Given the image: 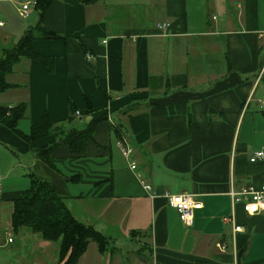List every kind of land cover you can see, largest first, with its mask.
<instances>
[{"label": "crops", "instance_id": "0c3cea01", "mask_svg": "<svg viewBox=\"0 0 264 264\" xmlns=\"http://www.w3.org/2000/svg\"><path fill=\"white\" fill-rule=\"evenodd\" d=\"M24 2L0 0V50L41 20L32 48L53 58V70L18 60L6 78L15 86L0 93V106L27 104L17 122L23 133L46 111L60 122L86 101L96 110L74 120L83 127L99 121L82 154L59 144L54 167L4 125L0 144L20 157L17 176L29 164L77 219L111 238L112 251L89 243L77 264H131L128 253L136 264H264V212L247 215L240 204L232 210L229 195L264 181V159L250 161L264 145V0H50L42 17L34 4L22 18ZM120 140L131 146L149 191ZM25 189L1 185L0 199L10 202ZM181 192L202 203L191 227L164 197ZM232 213L241 232L223 221ZM110 227L146 241L118 249Z\"/></svg>", "mask_w": 264, "mask_h": 264}, {"label": "trees", "instance_id": "16d2710c", "mask_svg": "<svg viewBox=\"0 0 264 264\" xmlns=\"http://www.w3.org/2000/svg\"><path fill=\"white\" fill-rule=\"evenodd\" d=\"M49 1L35 0V7L41 17ZM39 29H41V20L36 26L28 29L18 42L9 48L0 50V93L15 86L9 83L6 78L12 72L14 64L21 58L35 60L44 64L49 70H53V58L40 55L32 48L34 32ZM39 35L45 37L47 33L42 32ZM103 94L107 100V94ZM104 105L101 107L103 108ZM26 108L25 102L13 106L2 107L1 105L0 125H4L30 145L32 154L51 167H54V163L50 160L51 155L61 142L68 146L71 153L82 154L86 149L87 142L92 139L99 121H92L85 127H75L74 114L76 110L81 113H91L96 110L90 102L86 101L83 109L79 110L73 106L70 114L60 122L54 121L46 111L38 126L31 125L29 132L23 133L18 128L17 122L24 117ZM48 136H52L53 139L47 145H35L40 139ZM10 202L12 205L10 226L13 231L17 232L26 228L44 240L58 241L59 261L56 264H77L90 242H95L101 253L113 250L111 238L92 225L74 217L54 187L45 179L30 174V182L24 193L12 198ZM134 234L135 231H132L131 235L134 236Z\"/></svg>", "mask_w": 264, "mask_h": 264}, {"label": "rangeland", "instance_id": "374dc122", "mask_svg": "<svg viewBox=\"0 0 264 264\" xmlns=\"http://www.w3.org/2000/svg\"><path fill=\"white\" fill-rule=\"evenodd\" d=\"M33 14L36 15L35 12H33ZM85 117L86 115H83L81 119ZM79 120V118L74 120V125L77 128L83 127L78 124ZM14 155V149L11 146L0 144V169L2 172L6 171L8 168L12 169L10 176H4L1 173L4 190L27 188L30 181L29 175L34 173L33 168L27 164L28 166L25 168L26 176H17L20 169L17 167L18 165H16V162L20 160V157L17 158ZM135 172H139L140 179H143L142 173L138 169L137 171L135 170ZM69 202L70 200L67 201V203ZM70 205L74 213L73 204ZM11 210V202L0 199V264H54L57 262L58 241L44 240L39 235L31 233L26 228H22V230L20 229L17 232L13 231L10 226ZM76 215L77 214L74 213L73 216L75 217ZM109 229L110 230H107L110 232L109 234L117 239L116 245L118 249L132 251V248H138L146 241L143 237L140 241H133L132 235L125 234L121 230L118 231L112 227ZM8 237L14 239L13 243L7 241ZM95 245V242H90V248H93ZM124 254H127V252H124ZM127 257H129L127 259L130 261L129 263L136 264L134 263L136 262L134 253H128Z\"/></svg>", "mask_w": 264, "mask_h": 264}, {"label": "built area", "instance_id": "2783aa9c", "mask_svg": "<svg viewBox=\"0 0 264 264\" xmlns=\"http://www.w3.org/2000/svg\"><path fill=\"white\" fill-rule=\"evenodd\" d=\"M35 0H26L18 9V13L20 17L26 18L29 16V7L30 5H34ZM159 29H163L167 26V24H158ZM85 58L89 60L91 55L86 53ZM264 110V105H263ZM75 114H79V111L76 110ZM117 146L119 147L122 155L128 161L129 167L131 170H134V175L139 179L140 175L138 172H135L136 163L135 161L130 160V156L132 154V148L126 141L120 140L117 142ZM264 159V145L261 149L255 151L250 158L251 162L256 160ZM140 183L144 190L149 191L151 188L149 185H146L143 181L140 180ZM2 185V175L0 173V187ZM229 195L232 202V210L236 207L237 204H240L243 208V211L247 215H254L261 212H264V181L260 186L254 187L252 185H248L242 187L239 191L231 190L229 191ZM166 198V202L178 212V216L180 221L185 226H190L194 221V211L202 207V203L198 201L194 194L181 192L176 194H164ZM224 222H230L233 225V233L241 232L242 227L235 222L234 214L232 213L230 216H226L223 218ZM8 242H12V238H7ZM216 247L220 250H224L226 248L225 244L220 242L216 243Z\"/></svg>", "mask_w": 264, "mask_h": 264}]
</instances>
